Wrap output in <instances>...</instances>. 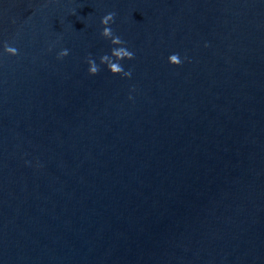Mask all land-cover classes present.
<instances>
[{
	"label": "water",
	"instance_id": "water-1",
	"mask_svg": "<svg viewBox=\"0 0 264 264\" xmlns=\"http://www.w3.org/2000/svg\"><path fill=\"white\" fill-rule=\"evenodd\" d=\"M0 264H264V0H0Z\"/></svg>",
	"mask_w": 264,
	"mask_h": 264
},
{
	"label": "clouds",
	"instance_id": "clouds-1",
	"mask_svg": "<svg viewBox=\"0 0 264 264\" xmlns=\"http://www.w3.org/2000/svg\"><path fill=\"white\" fill-rule=\"evenodd\" d=\"M116 13L110 12L105 15L102 20L101 24L103 26L102 30V37L106 40H109L111 44L114 46L111 51V55H103L100 58V64H97L96 61L90 56L87 60L89 65V75L96 76L101 71L100 65H106L107 69L110 73L114 76H122L126 79H131L132 72L131 70L126 71L122 65V62L125 60H133L135 59V53L128 50L125 41L121 39V37L115 35L110 27L111 24L115 22ZM4 53L9 56H17L19 55V51L12 45L8 43H4L3 45ZM69 50L67 48L61 50L58 55V59H64L69 55ZM169 63L173 66L179 67L182 64V60L178 53H174L169 56ZM129 99H132L130 96Z\"/></svg>",
	"mask_w": 264,
	"mask_h": 264
}]
</instances>
